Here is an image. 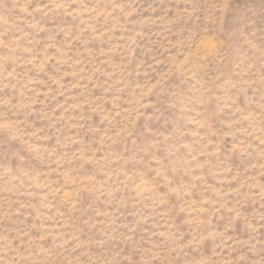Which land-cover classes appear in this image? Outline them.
I'll use <instances>...</instances> for the list:
<instances>
[{"label":"rangeland","instance_id":"1","mask_svg":"<svg viewBox=\"0 0 264 264\" xmlns=\"http://www.w3.org/2000/svg\"><path fill=\"white\" fill-rule=\"evenodd\" d=\"M0 264H264V0H0Z\"/></svg>","mask_w":264,"mask_h":264}]
</instances>
